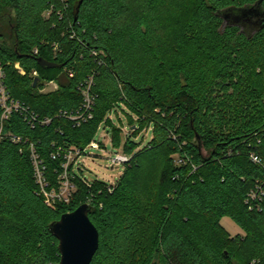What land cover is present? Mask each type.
<instances>
[{"label":"trees","instance_id":"trees-1","mask_svg":"<svg viewBox=\"0 0 264 264\" xmlns=\"http://www.w3.org/2000/svg\"><path fill=\"white\" fill-rule=\"evenodd\" d=\"M260 1L0 0L1 82L21 108L1 120L0 102V264H60L50 226L84 204L100 236L91 264H264V23L243 15L264 14ZM91 76L92 119L79 123ZM122 104L138 118L132 135L153 127L151 143L137 151L127 138L132 159L114 186L70 164L68 202L49 205L31 147L47 191H60L68 152Z\"/></svg>","mask_w":264,"mask_h":264},{"label":"rangeland","instance_id":"rangeland-1","mask_svg":"<svg viewBox=\"0 0 264 264\" xmlns=\"http://www.w3.org/2000/svg\"><path fill=\"white\" fill-rule=\"evenodd\" d=\"M55 86L56 84H46L44 92L55 90ZM108 118L112 124L106 125L103 123L95 138V141L100 144L101 148L94 150L87 148V146L85 148V154L80 157L72 156V158L69 159L70 164L73 163L76 167H79L82 170L84 177L87 178L88 184L98 181L108 186L116 185L120 178L124 175L126 166L116 165L112 169L110 160L117 154L124 153L122 147L127 142V138L130 137L131 141L138 146L137 151L147 147L153 139V127L146 128L140 131L137 135H132L133 131L130 118H133L136 122L138 121V118L129 110L127 106L123 104L110 114ZM115 129H119L121 131V147L114 146L113 136ZM63 175H65V172ZM72 190V188H69L65 192L64 196L66 197ZM221 225L232 236L243 234L238 225H236L232 219L228 217L222 219Z\"/></svg>","mask_w":264,"mask_h":264},{"label":"built area","instance_id":"built-area-1","mask_svg":"<svg viewBox=\"0 0 264 264\" xmlns=\"http://www.w3.org/2000/svg\"><path fill=\"white\" fill-rule=\"evenodd\" d=\"M35 52L37 53V51H35ZM16 68L19 69V65H16ZM21 73H23V72L21 71ZM33 75L38 76L37 72H34ZM3 77L4 76L0 71V94H1L0 102H1L2 107L4 109L1 120H6V119H8V117L10 116V114L12 113L13 110L18 111L21 108H20L19 104H12V105L8 104V97L6 96L5 88H4V86H2V82H1ZM93 83H94V77L91 76L86 81L85 85L82 87L83 103H82L80 111L77 113V116L71 118L73 121H77L80 123V122H86L87 120L92 119V109H93L94 100H95V98L92 95ZM50 84H55V83H50ZM55 89H57V85L55 86ZM29 119L33 123L38 122V120H39L38 117H36L34 114H30ZM51 121L52 120L50 118H46L45 120H39V122L42 125H48L51 123ZM1 138L2 137H1V129H0V139ZM14 141L17 142V141H20V139L15 138ZM87 148L98 150L101 147H100V144L98 142L93 141L89 144V146ZM31 151H32L33 165L35 168V178H36V181L41 188L43 195L46 197L47 203L49 205H52L53 203H55V201L68 202V200H69L68 197L70 195V192L68 193V195L66 197L64 196V194L69 188L74 189V186L70 182V180L68 178V173H67V168L70 165L69 159H71L72 156H79V157L82 156L83 154H85L86 149L83 151L72 149L68 152L67 163L63 166L65 169V175L62 176L60 191H52V192L47 191L48 183H47V180L45 178V167L42 166V162L38 161V157L36 156L35 150L33 147H31ZM131 159H132V157L128 154H125V153L117 154L114 158H112L110 160V163L112 164V168H114L116 165L126 166L131 161ZM251 160L253 161V163H255L257 165H260V166L262 165L261 158L255 154L251 155ZM262 196H263V191L259 187L255 191H252L250 193L247 203H250V202L252 203L258 199H261ZM253 264H254V262H253Z\"/></svg>","mask_w":264,"mask_h":264},{"label":"water","instance_id":"water-1","mask_svg":"<svg viewBox=\"0 0 264 264\" xmlns=\"http://www.w3.org/2000/svg\"><path fill=\"white\" fill-rule=\"evenodd\" d=\"M263 0L259 2V5ZM83 1H80V4ZM243 15L263 18L264 14L258 8L247 10ZM38 64L43 69L62 68L63 65L39 59ZM39 78H36L33 87H36ZM113 169V168H112ZM91 207L89 204L80 206L74 212L64 214L61 219L51 224L52 234L59 241L60 264H91L100 244L97 228L90 220Z\"/></svg>","mask_w":264,"mask_h":264}]
</instances>
